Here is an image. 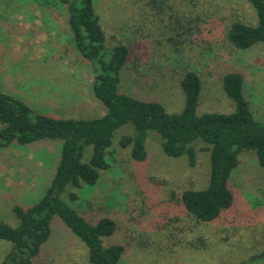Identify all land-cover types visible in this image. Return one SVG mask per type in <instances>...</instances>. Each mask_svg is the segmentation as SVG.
Listing matches in <instances>:
<instances>
[{"label":"rangeland","instance_id":"rangeland-1","mask_svg":"<svg viewBox=\"0 0 264 264\" xmlns=\"http://www.w3.org/2000/svg\"><path fill=\"white\" fill-rule=\"evenodd\" d=\"M94 2L106 30V47L110 48L119 41L131 44L132 56L121 83L125 88H130L129 83H132L142 95L158 97L168 112H178L185 103L180 86L185 67L182 63L188 62L202 78L198 111L230 113L235 110V102L224 92L221 77L215 71L231 65L243 70L246 99L257 118L264 122V46L256 44L249 49H235L226 37L227 27L234 20L257 23L255 11L245 0ZM64 20L63 12L59 14L53 7L43 8L33 0H0V89L22 99L36 113L94 117L104 112L103 103L98 102L90 87L95 71L73 48L71 33L63 24ZM56 70H73L75 77L64 78L62 85L44 82L36 89L40 78L18 76L19 72ZM85 71L88 75H83ZM68 80H76V87L81 86L97 101L93 99L90 106L85 105V110L83 106V109L70 110L72 114L64 108L62 112L55 110L56 102L80 99ZM121 84L120 90L124 91ZM58 91L65 92L59 94L63 96L62 100L56 99ZM133 133L134 125L124 124L116 131L114 143L117 144V136ZM52 141L42 139L0 148V218L12 226L19 222L13 207H29L50 184L56 167L54 160L60 154L46 152ZM195 143L197 159L191 166L186 155H167L160 134L149 131L146 176L145 171L142 172L148 180L154 179L159 184L160 201L180 204L184 188L207 186L209 151L204 149L205 143L199 140ZM122 149L129 151L128 148ZM124 151L116 160L123 158L126 171L122 164L114 163L109 169L101 170L97 184L74 188L79 196L77 200L64 196L81 213L89 204L94 211L117 221L120 226L117 235L103 237L106 245L111 244L110 241L124 244L126 251L117 264H241L264 250V168L254 150H244L240 155L242 171L231 184L234 205L219 221L199 222L184 212L175 218L165 213L162 223L154 224L151 218L158 211L151 209L149 202L147 204L142 191L144 186H136L132 161H128V154ZM30 152L33 157L28 162L24 155ZM91 154L92 145H87L83 159L88 161ZM39 161L41 166L34 167ZM19 167L27 175L36 174L34 187L29 182L24 190L18 185L7 187L9 175L21 171ZM128 206L132 219L127 217ZM150 209L153 210L151 216ZM201 238L206 242L205 247H201ZM12 246L11 241L0 238V264ZM33 264L92 263L88 260L87 245L55 215L51 234Z\"/></svg>","mask_w":264,"mask_h":264},{"label":"trees","instance_id":"trees-1","mask_svg":"<svg viewBox=\"0 0 264 264\" xmlns=\"http://www.w3.org/2000/svg\"><path fill=\"white\" fill-rule=\"evenodd\" d=\"M33 1L43 8L53 7L59 14L64 13L63 24L71 33L70 43L95 71L90 87L98 102L103 103L104 112L87 118L36 113L25 101L0 89V148L53 139L58 141L60 152L59 163L43 195L27 208L13 207L18 224L12 226L0 218V238L13 243L1 264H33L51 234L55 215L87 245L90 263L117 264L126 251L124 244L110 241L111 244L106 245L103 241L105 236L117 235L120 227L117 221L94 211L89 204L81 213L64 196L77 200L79 196L74 188L97 184L101 170L109 169L114 163L122 164L126 171L123 158L116 160L124 151L122 148L129 149L124 152L128 154V161H132L136 186H144L142 191L147 204L149 202L150 208L158 211L151 218L153 224L162 223L165 213L175 218L184 212L199 222L219 221L234 205L231 184L242 171L241 153L254 150L264 168V122L257 118L246 99L243 70L228 65L225 70L215 71L221 77L224 92L235 102V110L200 113L202 78L192 65L183 62L180 86L185 103L180 111L168 112L158 97L142 95L132 83H129L130 88L121 84L132 56L131 44L119 41L106 47V30L94 0ZM245 1L255 11L257 23L234 20L228 25L226 37L235 49H249L256 44L264 46V0ZM120 84L124 91L120 90ZM127 123L134 125L135 133L117 136L115 144L116 131ZM150 130L160 134L167 155H186L191 166L197 159L196 140L205 143L204 149L209 151L210 159L207 186L184 188L180 204L160 201L159 184L154 179L148 180L142 172L149 161L146 140ZM87 145H92V154L85 161ZM130 212V207H126L128 219H132ZM205 243L201 238V247H205ZM249 263L264 264V250L241 264Z\"/></svg>","mask_w":264,"mask_h":264},{"label":"crops","instance_id":"crops-1","mask_svg":"<svg viewBox=\"0 0 264 264\" xmlns=\"http://www.w3.org/2000/svg\"><path fill=\"white\" fill-rule=\"evenodd\" d=\"M85 74L88 75V71H85L83 75H85ZM18 76L23 77V78H32V77L40 78L41 81H38V83L35 85V88L37 89V88L41 87L44 82H46V83L52 82L54 84L56 83L55 85H62L63 80H65L64 78H68V77L73 78V77H75V74H74L73 70H70V71L69 70L68 71L56 70L53 72H45V71H36V72H27V73H20L19 72ZM49 78H51V79H49ZM82 81H80L81 84H82ZM78 82L79 81H77V83ZM68 83H71L73 89L77 90L75 95H79L80 99H78V100L74 99L75 105H73L74 102H69V99L67 102H56L55 110H57L58 112H62L61 110H62V108H64L63 110H66V111L69 110V112H70V110H73V109L76 110V109H83V107L86 108L85 105L90 106L91 101L94 99L91 96V94L89 92L83 91L81 89V86L76 87L77 86L76 80H74V81L72 80L71 82L68 80ZM76 90H73V92H75ZM62 93L64 94L65 92H63V91L56 92V99L57 100H62L63 96L59 95ZM44 102H47V100H44ZM62 103H65V104H62ZM78 104H80L79 107H77ZM81 106H83V107H81ZM55 115L60 116V117L64 116V115H61L58 113H55ZM42 146L44 147L46 145H42ZM46 148H47V150H46L47 153H48V151L49 152H52V151L59 152L58 143L56 141H52V143L50 145H48V147H46ZM51 148H54V149L50 150ZM36 150H37V148H36ZM19 151L22 153V150H19ZM22 155H24V154H22ZM24 156L28 159L27 161L30 162V159H31V157H33V154L30 152L28 155H24ZM59 160H60V155L57 154L56 159L54 160V166L56 165V167H57ZM41 164H42L41 161L37 162V164L34 163V167L41 166ZM56 167H55V170H56ZM19 169H21V171L11 172V174L8 177L9 179L7 180V187L12 188V186L18 185L19 189L24 190V189H27V182L32 183V187H34L35 186L34 182L37 180L36 174L31 173V174L27 175L26 173H24V169L22 167H19ZM51 177H53V176L51 175ZM50 179H52V178H50Z\"/></svg>","mask_w":264,"mask_h":264}]
</instances>
